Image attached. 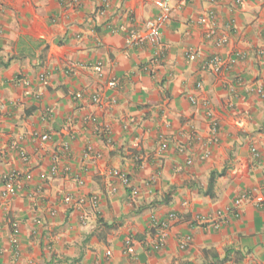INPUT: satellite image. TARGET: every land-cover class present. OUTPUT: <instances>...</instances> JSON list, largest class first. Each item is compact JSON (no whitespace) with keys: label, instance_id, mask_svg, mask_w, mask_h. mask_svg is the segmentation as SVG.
<instances>
[{"label":"crops","instance_id":"crops-1","mask_svg":"<svg viewBox=\"0 0 264 264\" xmlns=\"http://www.w3.org/2000/svg\"><path fill=\"white\" fill-rule=\"evenodd\" d=\"M101 1L0 0V264H264V0H171L158 63L156 48L128 46L125 32L162 0H113L105 15ZM213 22L226 45L208 42ZM214 55L244 59L202 70ZM54 164L69 174L41 183ZM12 171L20 181L4 184ZM92 195L97 208L78 204ZM217 212V230L193 224ZM152 219L169 222L159 249Z\"/></svg>","mask_w":264,"mask_h":264},{"label":"built area","instance_id":"built-area-1","mask_svg":"<svg viewBox=\"0 0 264 264\" xmlns=\"http://www.w3.org/2000/svg\"><path fill=\"white\" fill-rule=\"evenodd\" d=\"M72 1L75 3L77 0H72ZM170 1L171 0H162L158 14H156L153 18L147 20L143 24L142 29L140 30L132 29L128 32L127 31L125 32L126 33V44L128 46L137 47V48H141L144 46H150V47L156 48L159 51V53L156 56V61H155L156 63L160 62L161 54L163 51L162 42H161V32L165 29V27L168 25V23L171 20ZM243 2L244 0H235V4L238 7H240L243 4ZM112 3H113V0H102L98 13L100 15L107 14L108 10L112 6ZM210 16H211V20H214V14L212 13ZM198 21L200 22L201 19H199ZM234 25H235L234 22L230 24V26H234ZM122 30L123 28H118V29H114L111 32L117 33ZM261 36L264 38V33ZM206 37L208 39V42L219 45V46H223L228 43V38L222 35L221 33H219L218 28L214 22L212 24L211 29L208 31ZM260 53L262 57V55L264 54L262 51ZM243 59H244L243 56L237 55L231 58L227 62L222 57L214 55L208 58V60L205 61L201 67H202V70H211L213 73H220L223 70H225L224 67L229 68L230 66H234L238 62L243 61ZM100 65L101 64H98L99 67ZM40 79L44 80L45 77L40 76ZM23 84L26 87L30 85L29 81H24ZM112 84L115 85V82H113ZM196 88L200 89L201 84L197 83ZM255 92L256 94H259V96L261 97L263 96V90L261 88H258L257 90H255ZM91 101L94 104L99 103L100 102L99 96L98 95L92 96ZM189 101L192 103L195 102L194 98L192 97L189 98ZM210 130H211L212 136L216 135L217 124L213 121L211 122ZM105 133L107 134V132ZM213 139L214 138H211V141H213ZM29 140L32 142L48 143L50 141V135L46 133L33 132L32 134H30ZM159 147L161 151H164L167 148V144L162 140L160 142ZM185 150L186 148L182 146L178 148V151L181 153L184 152ZM252 154L254 157H258V153L256 152L255 149H252ZM17 155L24 164H28L30 162L29 155L24 150L18 149ZM99 156L100 155L98 153L95 154L92 151H84L82 154V158L84 160L89 159V158L97 159L99 158ZM55 162L56 160H54V163ZM187 164H190V160L187 161ZM58 170L64 175L69 174V168L67 166H62L61 168H59L58 165L54 164L53 166L50 165L47 172L40 173L38 175V180L41 183L45 182L48 180V177L51 173H55ZM112 175L117 178L118 183L122 187L130 188V180L125 173L121 172L120 170L115 169L112 171ZM20 178H21V175L19 174V172L12 171V172H9L7 175L3 176L2 180L4 184H8V185L14 184L15 185L20 181ZM131 192L132 194H134L135 190L133 189L131 190ZM9 194L10 192L6 191L2 194V197L5 198ZM248 198H249V195L247 193H243L242 195H240L238 198L234 200V205L238 206L241 202L247 200ZM77 202L79 205H84L85 202H88L93 208H97L100 203V199L98 196L92 195L88 199H79ZM224 223H225V217H224V213L222 212H217L211 216L197 215L195 216L193 220V224L211 226L215 230H217ZM151 228L152 230L157 231V236H158L157 242L154 245V249H159L163 247L165 244V238H166L165 233L169 229V222H167L166 220L161 221V222H156L154 219H152ZM13 233L17 234L18 233L17 229H15ZM190 241H191V238L188 236L183 238L180 241L179 249L185 250L188 244L190 243ZM132 244H133V239L131 237H128L124 241V252L125 253L127 254L130 253L129 251L131 250Z\"/></svg>","mask_w":264,"mask_h":264}]
</instances>
